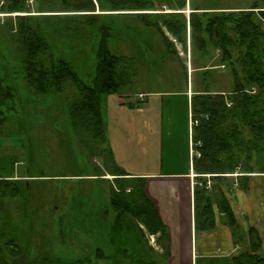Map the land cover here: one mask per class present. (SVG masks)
Here are the masks:
<instances>
[{
    "label": "trees",
    "instance_id": "1",
    "mask_svg": "<svg viewBox=\"0 0 264 264\" xmlns=\"http://www.w3.org/2000/svg\"><path fill=\"white\" fill-rule=\"evenodd\" d=\"M34 1L39 9L37 12L54 13L32 14L27 0H3L0 5L1 12L26 13L18 14L14 22L11 17L3 21L19 49L13 57V51L9 50L6 55L0 49V135L13 131L15 121L23 123L25 120V112L17 115L18 107L23 108L25 102L17 83L19 75L23 76L28 89L33 88L41 95H65L73 128L78 132H87L97 142L105 140L107 129L103 108L106 99L112 93L121 95L123 87L136 73L135 66L132 67L129 62L131 58L113 52L110 40L125 37L131 26L123 19L135 16L144 27L161 34L167 53L178 52L168 32L184 48H187L190 35L201 51L207 52L209 44H212L220 52L221 64L232 69L235 86L230 93L206 90L192 97V119L196 122L192 127L196 149L195 170L199 173H227L238 169L242 173V187L245 188L248 187L249 173L264 172L263 7L254 5L226 11L193 6L191 0L190 5L188 0H49L52 2L49 5L44 0ZM162 6H167L170 11ZM188 9L190 12L187 14ZM88 29H92L91 35L85 37ZM89 42L95 46L96 65L93 78L86 82L72 60L57 52L56 48L65 43L79 51L78 46L86 47ZM104 150L116 175L111 193L114 229L120 226L122 230L127 228L143 235L145 230L140 227L143 224L150 234L160 233L159 241L164 240L166 229L145 193V180L126 176L128 173H122L118 168L111 150ZM11 169L9 171V166L0 163V199L13 198L21 193V188L13 181V174H6L13 173V165ZM196 195L197 209L201 202L203 227L214 226L213 202L227 217L230 226L239 227L222 191L213 200L205 187L198 186ZM129 215L140 223L138 227L127 222ZM4 229L5 224H0V240L4 246L0 250L6 249L9 253L1 255L0 264H10L2 256L18 255L20 249ZM249 245L236 254L234 264H264V254L258 250L261 237L255 228L249 230ZM117 249L113 259L121 264L124 256L121 248ZM131 258L132 264H158L144 256ZM85 261L49 259L51 264H85Z\"/></svg>",
    "mask_w": 264,
    "mask_h": 264
},
{
    "label": "rangeland",
    "instance_id": "2",
    "mask_svg": "<svg viewBox=\"0 0 264 264\" xmlns=\"http://www.w3.org/2000/svg\"><path fill=\"white\" fill-rule=\"evenodd\" d=\"M44 1L48 5L52 4L49 0ZM188 2L190 5V0ZM191 2L193 6L230 11L254 5L264 9V0H191ZM27 3L32 14L54 13L37 12L39 9L34 0H27ZM48 9L52 10L50 7ZM1 11L0 49L4 53L13 51L11 54L13 57L16 56L19 46L14 43L13 36L3 21L6 22L11 17L14 22L18 14L26 13ZM188 11L187 14L190 12ZM96 12H100L99 8ZM123 20L131 26L130 30L126 32L125 37L112 38L110 46L113 52L131 58L129 62L132 63V67L135 66V75L131 77L130 83L123 87L121 93L127 99H137L135 106L137 111L126 110L124 116L120 111H110L108 109L110 99L107 98L103 108L106 125L112 118L114 122L122 119L131 127L130 119H135L136 114L138 116L144 114L142 110L148 105L150 97L166 99L164 118L168 119L173 110L170 107L172 101L180 100L181 105L184 100V96L176 94L187 90L186 69L182 67L184 63L190 68L208 63V68L204 71L198 69L189 71L190 83L194 89L200 87L204 90L228 92L235 86L232 69L228 65L221 67L220 52L212 44L208 47L209 54H205L193 43L189 35L188 49H185L182 43L168 32L178 48L177 54H169L160 33L144 27L135 16H126ZM91 32L92 29H88L85 37L88 35L90 37ZM52 44L53 47L54 43ZM77 48L79 51L61 43L56 51L72 60L81 78L88 82L95 72V46L89 42L86 47ZM17 83L25 101L23 108L18 107L17 115L25 112V120L23 123L15 121L13 131H5L0 135V163L2 166H9V171L13 165V173L6 174H13V181L19 185L22 194L0 199V224H5V232L15 239L20 253L2 257H6L10 264H51L49 259L55 258L68 261L84 259L85 264H113L114 236L123 238L131 236L129 229L123 231L120 226L117 230L113 228L115 215L112 210L111 193L114 182L103 176L106 172L113 171L104 149L109 148L113 152L112 146H115L116 140L109 141V137L106 136L105 140L97 142L87 132H78L73 128L65 95H41L33 88H27L23 76H17ZM140 92L146 96L139 97ZM157 93L158 96L155 95ZM123 139L128 142V134ZM131 139L133 141L128 150L122 149L121 146L117 149L119 163L116 161V165L120 170L127 169L129 161H134L135 168H141L149 163L142 157L144 154L142 150L133 146L137 136L133 134ZM144 156L146 157L145 154ZM147 157L149 158L148 155ZM234 180V177H230L227 183ZM212 198L214 200L215 196L212 195ZM130 222L138 227L139 223L135 219ZM233 228L237 237L245 240L242 230L237 226ZM148 235V231L145 230L141 237L145 236L147 240L153 242ZM244 243L243 241L240 251L248 248ZM129 244L132 251L135 247L132 243ZM1 248L3 250L4 246L0 240ZM8 253L6 249L0 250V257ZM103 255L107 260L103 259ZM131 262L133 261H129L130 264Z\"/></svg>",
    "mask_w": 264,
    "mask_h": 264
},
{
    "label": "crops",
    "instance_id": "3",
    "mask_svg": "<svg viewBox=\"0 0 264 264\" xmlns=\"http://www.w3.org/2000/svg\"><path fill=\"white\" fill-rule=\"evenodd\" d=\"M238 9L240 8H234V10ZM188 10L190 11V9ZM166 11L169 12L170 10ZM185 49H188V44ZM203 52L209 54V51ZM207 64L190 68L184 63L182 67L186 69L187 90L176 94L184 96L181 105L179 104L180 100L172 101V105L169 104L173 110L168 115V119L164 118L166 99L150 97L148 105L142 110L144 114L141 116L136 114L135 119H130L131 127L122 119L114 122L111 120L112 118L106 125L109 141L116 140L115 146H112L111 142L110 144L117 163H119L116 155V153L118 154L117 149L121 146L122 149L128 150L133 141L131 135L137 136L133 146L142 150V153L146 155L145 157L144 154H141L142 157L146 158L149 163L141 168H135L133 166L134 161H129L128 168L121 170V172L128 173L126 176L145 180V193L153 202L166 229V238L160 241L158 240L160 233L150 234L148 232V236L152 238L153 242L150 239L147 240L145 237L147 235L141 237V234L134 233L132 230L131 236L128 238L114 236L112 242L114 251L120 247L124 256L121 264H129L133 256L154 259L158 264H234V257L243 246V241L247 247L250 246V228H255L259 232L261 246L258 250L264 254V172L249 173L248 187L244 188L242 187V173L238 169L235 172L227 173H199L195 170L191 101L193 95L206 92V90L200 87L193 88L190 83L189 71L196 69L204 71L208 68ZM222 66L226 67L224 64H221ZM233 89L234 87L228 92L224 90L208 91L227 94ZM121 95L124 96V94ZM121 95L118 93L109 94L108 109L114 112L120 111L123 116L126 110L136 112L137 99H127L125 96L121 98ZM142 95L146 96L143 92L138 93L139 97ZM155 95L158 96L159 94ZM128 115L131 118L130 112ZM126 134H128V142L123 139ZM114 173V171H108L104 175L106 179L114 182L113 185H115L114 177H116ZM208 175L211 184L203 187L211 196H216V192L222 191L237 219L239 229L242 230L245 240L243 237V241L239 236L237 237L235 228L229 225L227 217L220 212L216 202L212 204L216 218L214 226L212 228L203 227L202 207L200 202L197 209L196 189L198 186L201 187L200 181L208 179ZM216 175H222V177H216ZM230 177H234L235 180L228 184L227 181ZM214 191L215 193H213ZM133 219L130 215L126 218L127 222ZM140 225L146 230L143 224ZM126 230L128 229L123 231ZM129 243L135 247L132 251ZM165 253L167 254L165 255ZM113 255V264H118L113 259ZM103 259H106V256Z\"/></svg>",
    "mask_w": 264,
    "mask_h": 264
},
{
    "label": "built area",
    "instance_id": "4",
    "mask_svg": "<svg viewBox=\"0 0 264 264\" xmlns=\"http://www.w3.org/2000/svg\"><path fill=\"white\" fill-rule=\"evenodd\" d=\"M31 1H32V0H31ZM192 124H196V122L193 121ZM193 146H194V147H193V152L196 153L195 144H194ZM209 178H210V177H209V175H208V179L206 180V182H204V181H200V182H199V185H200V186L210 185V184H211V180H210Z\"/></svg>",
    "mask_w": 264,
    "mask_h": 264
}]
</instances>
